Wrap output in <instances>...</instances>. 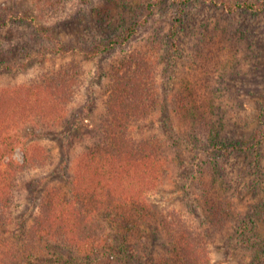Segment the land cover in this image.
<instances>
[{"label":"rangeland","instance_id":"rangeland-1","mask_svg":"<svg viewBox=\"0 0 264 264\" xmlns=\"http://www.w3.org/2000/svg\"><path fill=\"white\" fill-rule=\"evenodd\" d=\"M226 1L236 5L233 12L223 0H70L56 14L41 16L33 0H0L4 19L27 14L26 21L0 28L6 40H0L5 47L0 91L71 60L84 72L78 99L61 124L27 123L16 131L22 142L7 158L23 164V146L32 155L43 149L48 156L43 165L26 168L15 185L8 236L16 243L21 232L29 231L49 191H71L79 153L97 141L105 112L103 75L117 54L89 58L84 50L123 39L134 25L140 27V41L157 34L168 45L158 67L161 107L133 127L131 135L137 141L158 138L169 157L166 176L148 195L149 210L127 218L140 217L136 225L142 227L131 222L126 227V220H116L120 214L100 213L101 251L85 253L55 244L44 250L47 262L38 264L51 259L60 264H163L162 256L174 254L170 240L179 233L170 223L175 220L204 237L206 264H264V10L239 8L264 0ZM55 42L75 53L59 56L52 52ZM183 92L213 108V121L222 124L216 126L218 132L194 130L178 118L175 105ZM65 120L74 127L66 128ZM237 141L251 150L236 148ZM206 197L214 206L223 202L225 210L216 211Z\"/></svg>","mask_w":264,"mask_h":264},{"label":"trees","instance_id":"trees-1","mask_svg":"<svg viewBox=\"0 0 264 264\" xmlns=\"http://www.w3.org/2000/svg\"><path fill=\"white\" fill-rule=\"evenodd\" d=\"M68 1L33 0V3L41 16H49L64 9ZM223 1L226 10L233 12L236 5ZM239 8L259 11L264 10V3L257 6L244 3ZM9 17L4 19L0 16V28L5 29L9 23L26 21L27 14L18 19ZM67 25L63 22L61 27ZM138 29L140 27L134 25L125 29L123 39L120 36L119 39L105 40L84 50L83 54L89 58L117 54L107 74L103 75L106 79V101L104 116L96 132L97 141L79 153L71 191L68 193L59 188L49 191L42 199L29 231L27 234L21 232L17 243L15 238L8 236L12 234L8 230L13 218L15 185L26 168L43 165L48 156L43 149H37L32 155L28 147L23 146V164L7 158L22 142L15 136L16 131L27 123L61 124L68 108L78 99L84 72L78 61L71 60L37 74L26 84L0 91V264L45 263L47 254L44 250L55 244L85 253L101 251L105 237L104 227L99 220L100 213L120 214L123 220L119 215L116 220H126L128 227L130 222L136 225L140 219L128 220V216L131 217L136 211L149 210L148 195L166 176L169 157L158 138L137 141L131 135L133 127L161 107L158 67L167 53L168 45L165 38L157 34H150L140 41ZM39 32L51 38L44 28ZM0 40L4 41L1 36ZM52 52L59 56L68 55L75 53V49L55 42ZM4 54L5 47L0 42V59ZM180 98L179 104L175 105L179 119L188 122L194 130L218 132L216 126L221 127L222 124L213 121L212 107L207 109L201 105L203 101L198 97L188 96L184 92ZM65 124L66 128L74 127L67 120ZM214 136L219 139V136ZM236 148L251 150L240 141H237ZM206 200L209 205L215 203L207 197ZM222 203L212 207L216 211L217 208L224 211ZM108 222L116 225L112 216L108 217ZM170 224L179 234L170 240L174 254L162 256L161 262L206 264L209 256L204 237L193 235L176 220ZM109 249L103 248L105 253ZM50 262L60 264L52 259Z\"/></svg>","mask_w":264,"mask_h":264}]
</instances>
